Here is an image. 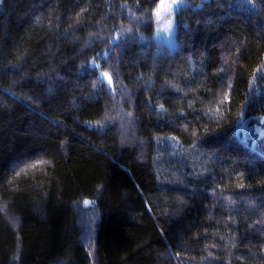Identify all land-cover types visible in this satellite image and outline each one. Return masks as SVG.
<instances>
[{"label":"trees","instance_id":"obj_1","mask_svg":"<svg viewBox=\"0 0 264 264\" xmlns=\"http://www.w3.org/2000/svg\"><path fill=\"white\" fill-rule=\"evenodd\" d=\"M160 2L0 0V264H264V0Z\"/></svg>","mask_w":264,"mask_h":264},{"label":"rangeland","instance_id":"obj_2","mask_svg":"<svg viewBox=\"0 0 264 264\" xmlns=\"http://www.w3.org/2000/svg\"><path fill=\"white\" fill-rule=\"evenodd\" d=\"M161 3V2H160ZM166 3H171V1H166ZM178 3V2H177ZM179 4V3H178ZM160 5V4H159ZM161 16H162V19H160V21L158 22L157 20V24H158V29H159V36L161 38L162 41H167L172 33H173V27L172 28H167V24L168 22L170 21L171 24H172V20H169V14H166L164 12L161 13ZM157 19V17H156ZM173 25V24H172ZM170 43H166V45H169ZM109 75L108 76H105V73H101V79L106 82L107 85H110L109 84V79H108ZM256 134L258 133L259 135L256 137V139H254V142H258V141H263L264 142V133L261 132V130H259L258 127L255 128V131H254ZM262 133V134H260ZM92 217L91 216H84V215H81V219L79 221V224L81 226V229H84L86 228L88 230V234L86 236L85 232H84V236H86V239L88 241H91L92 239V233H93V230L91 231V227L90 225H93L92 224ZM178 224L176 223H172V222H167V221H159V226L160 228L163 230V231H166V230H169L171 229L173 226H177ZM180 226V225H178ZM184 225H181L180 227H183Z\"/></svg>","mask_w":264,"mask_h":264},{"label":"snow or ice","instance_id":"obj_3","mask_svg":"<svg viewBox=\"0 0 264 264\" xmlns=\"http://www.w3.org/2000/svg\"><path fill=\"white\" fill-rule=\"evenodd\" d=\"M153 2L155 3V0H153ZM179 7H181V4H178L177 0H171V3H166V0H161L160 5L157 6L156 12H155L158 22L160 21V19H162V16H161L162 12L170 15L174 10H178ZM172 27L173 25L169 21L167 24V28H172ZM105 76H108V74L105 73ZM108 79H109V84H111L112 83L111 77L109 76ZM41 163H43V161ZM26 167L35 168L37 167V165L32 164ZM21 170H24V169H21ZM17 174H19V172H17Z\"/></svg>","mask_w":264,"mask_h":264},{"label":"water","instance_id":"obj_4","mask_svg":"<svg viewBox=\"0 0 264 264\" xmlns=\"http://www.w3.org/2000/svg\"><path fill=\"white\" fill-rule=\"evenodd\" d=\"M255 142H253L252 144H254Z\"/></svg>","mask_w":264,"mask_h":264}]
</instances>
